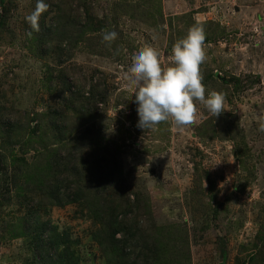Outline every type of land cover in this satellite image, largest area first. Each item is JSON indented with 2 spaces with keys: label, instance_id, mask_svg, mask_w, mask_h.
Wrapping results in <instances>:
<instances>
[{
  "label": "rangeland",
  "instance_id": "374dc122",
  "mask_svg": "<svg viewBox=\"0 0 264 264\" xmlns=\"http://www.w3.org/2000/svg\"><path fill=\"white\" fill-rule=\"evenodd\" d=\"M197 25L205 95L223 94L224 111L215 117L196 102L191 125L169 118L138 128L124 80L132 55L151 46L167 68L173 45ZM111 31L118 35L108 47L102 37ZM78 92L81 103L95 99L82 120L76 109L87 103L71 104ZM50 117L63 122V139ZM262 124L264 0H3L0 264H53L56 255L35 248L42 224L43 235L53 227L67 236L77 264H264ZM50 148L80 182L86 175L89 196L49 203L51 171L43 185L29 175L52 163ZM64 191L71 197L75 187ZM96 208L126 222L112 239Z\"/></svg>",
  "mask_w": 264,
  "mask_h": 264
},
{
  "label": "clouds",
  "instance_id": "9594fccd",
  "mask_svg": "<svg viewBox=\"0 0 264 264\" xmlns=\"http://www.w3.org/2000/svg\"><path fill=\"white\" fill-rule=\"evenodd\" d=\"M117 35L115 31L106 32L102 39L111 47ZM204 42V29L198 25L190 28L173 45L171 66L167 68L161 66L159 53L151 46L140 48L132 55L124 80L131 90L130 97L135 94L138 128H151L169 118L178 127L191 125L195 122L196 102L215 117L224 111L223 94L212 91L205 95L199 71L206 60ZM124 108L121 104L117 110ZM259 131L264 132V124Z\"/></svg>",
  "mask_w": 264,
  "mask_h": 264
},
{
  "label": "trees",
  "instance_id": "16d2710c",
  "mask_svg": "<svg viewBox=\"0 0 264 264\" xmlns=\"http://www.w3.org/2000/svg\"><path fill=\"white\" fill-rule=\"evenodd\" d=\"M3 0H0V4H2ZM52 27V25H51ZM59 27H57L58 29ZM52 30V29H50ZM64 78V77H63ZM62 78V80H63ZM64 83V81H63ZM64 86V85H63ZM65 88L63 87L62 91H61V95L65 94ZM74 93V92H71ZM77 93V92H76ZM75 93V94H76ZM80 92H78L77 95H79ZM83 94L79 95V96H73L72 97V101L71 104H75L78 103L80 101L81 103V99L80 97H82ZM94 96L91 94L90 97H88V101L83 102L81 104H86V108L79 106V108L76 109V115L78 117V120H82L83 115L87 114V111H89V109H91V103L94 101ZM49 128L51 129L52 132L57 133V137L59 136L60 139L64 138V135L67 133L66 130H63V122H58V124L55 122V118L50 117V123H49ZM32 132L29 134V136H31ZM29 139H31L29 137ZM47 144H43L41 148H46ZM50 153H52V157L55 156L54 160H52V163L50 164L49 161L46 162L45 166H44V170H43V174L38 173V174H33V175H29L30 178L35 179L33 182L38 184L40 182L41 185H43V183L45 182L43 179V175L46 173V170H50L51 171V177H52V191L50 190L48 196H47V200L49 201V203L51 205H65L71 202H74L75 199H79L80 200V195L83 196H89L90 192H88L87 190H84L82 187V183L85 182V184L89 187V182L86 180V175L83 174L81 172V177L83 178V182H80V179L78 177V175L76 174V167L74 166V164H68V160L66 161V157L59 155V154H54L53 149L50 148ZM70 177L73 178V180L70 179ZM73 185L75 187V193L73 194V196L68 197L70 194L69 191H64L65 188L70 187V185ZM63 186V187H61ZM85 186V185H84ZM41 188V187H40ZM97 209V208H96ZM96 211V215H98L100 218H102L104 221H101V224L103 226V230L105 229L104 226L106 225L108 227L109 230V236L110 239H112L115 235V233L118 230H122L123 226L125 225V221H119L118 220V212L117 210L113 209L108 217L105 216V214H103V212L99 209L95 210ZM94 211V212H95ZM105 223V224H104ZM36 229V228H35ZM48 229L45 230V224H42V226H40L38 228V231L40 232V236H35V239L37 240V242H41L39 247H36L37 250L39 251V253H42L44 256L47 255L48 259L52 260L53 259V255H56L55 259L52 260L53 264H77L75 262V260L73 259H69L68 256L71 253L69 251V247L67 245H65L67 243V236L65 234H59L56 233L53 227H51V230H53V234L50 236L49 234L47 235H43ZM55 236V238H52V236ZM105 240V238H104ZM36 242V243H37ZM99 242L100 244H104V242L102 243V239L99 237ZM49 244L50 247V251L47 252L48 250L45 248H43V244ZM60 243L63 244V249L58 251V246L60 245ZM113 247L111 248L113 252H115V254H122L121 248L118 245V240L113 239L111 241ZM104 247V251H106V249H108L107 246H103ZM42 255V256H43Z\"/></svg>",
  "mask_w": 264,
  "mask_h": 264
}]
</instances>
